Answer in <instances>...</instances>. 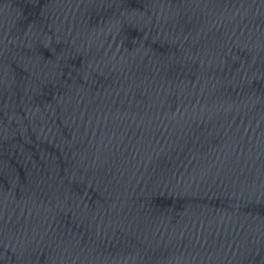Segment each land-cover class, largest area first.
I'll use <instances>...</instances> for the list:
<instances>
[{"label": "water", "instance_id": "obj_1", "mask_svg": "<svg viewBox=\"0 0 264 264\" xmlns=\"http://www.w3.org/2000/svg\"><path fill=\"white\" fill-rule=\"evenodd\" d=\"M0 264H264V0H0Z\"/></svg>", "mask_w": 264, "mask_h": 264}]
</instances>
